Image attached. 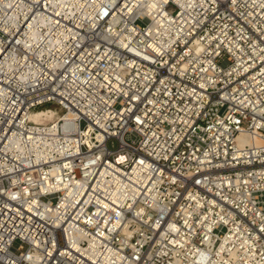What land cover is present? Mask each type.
I'll return each instance as SVG.
<instances>
[{
    "label": "built area",
    "instance_id": "2783aa9c",
    "mask_svg": "<svg viewBox=\"0 0 264 264\" xmlns=\"http://www.w3.org/2000/svg\"><path fill=\"white\" fill-rule=\"evenodd\" d=\"M0 264H264V0H0Z\"/></svg>",
    "mask_w": 264,
    "mask_h": 264
},
{
    "label": "bare ground",
    "instance_id": "6f19581e",
    "mask_svg": "<svg viewBox=\"0 0 264 264\" xmlns=\"http://www.w3.org/2000/svg\"><path fill=\"white\" fill-rule=\"evenodd\" d=\"M55 115V111L53 112V109H40V110H36L34 112H32L30 114V119L34 120V121H45L48 119H51L53 116ZM241 139H243L244 137H239Z\"/></svg>",
    "mask_w": 264,
    "mask_h": 264
},
{
    "label": "rangeland",
    "instance_id": "374dc122",
    "mask_svg": "<svg viewBox=\"0 0 264 264\" xmlns=\"http://www.w3.org/2000/svg\"><path fill=\"white\" fill-rule=\"evenodd\" d=\"M46 106H52V104L50 103V104H47ZM53 112H54V110H53ZM127 139H129V138H127ZM114 144H115V146L117 145L116 141H115ZM108 147H110V148L112 147L111 144H110V141L108 142Z\"/></svg>",
    "mask_w": 264,
    "mask_h": 264
}]
</instances>
